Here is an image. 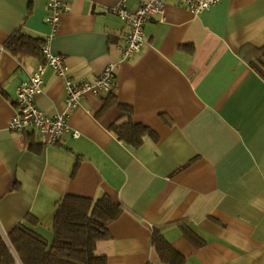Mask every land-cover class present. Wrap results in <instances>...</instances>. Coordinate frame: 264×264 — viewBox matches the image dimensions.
<instances>
[{
	"label": "crops",
	"instance_id": "crops-1",
	"mask_svg": "<svg viewBox=\"0 0 264 264\" xmlns=\"http://www.w3.org/2000/svg\"><path fill=\"white\" fill-rule=\"evenodd\" d=\"M47 2L0 0L1 232L33 215L51 241L61 197L108 195L124 211L97 245L107 264H163L154 227L185 264H264V76L252 66L264 48V0H220L198 16L166 0L128 59L122 52L130 27L111 11L119 0H65L56 32L45 21ZM139 4L127 0L131 10ZM19 30L48 39L73 79L95 80L117 63L118 102L102 110L109 94L86 93L70 131L53 145L38 130H12L19 85L41 61L7 49ZM65 100L64 79L48 67L38 107L56 116ZM120 104L155 132L138 148L109 128L125 114Z\"/></svg>",
	"mask_w": 264,
	"mask_h": 264
},
{
	"label": "trees",
	"instance_id": "trees-1",
	"mask_svg": "<svg viewBox=\"0 0 264 264\" xmlns=\"http://www.w3.org/2000/svg\"><path fill=\"white\" fill-rule=\"evenodd\" d=\"M44 42L43 38L19 30L7 40L6 47L21 59L35 57L44 60L41 50ZM252 66L264 76V48L252 61ZM116 98L112 90L102 110L118 102ZM120 106L125 114L109 128L119 140L138 148L143 145L146 135H155V132L132 120L131 107ZM78 165L76 161L73 175ZM123 211V205L108 195L93 199L67 194L56 202L52 241L35 229L40 220L33 215L29 224H17L6 236L0 230V264H107V255L99 254L97 245L100 240L110 237L109 225ZM183 230L190 240L196 242L199 238L189 226H184ZM152 243L163 264H185V257L172 246L159 227L153 228Z\"/></svg>",
	"mask_w": 264,
	"mask_h": 264
},
{
	"label": "built area",
	"instance_id": "built-area-1",
	"mask_svg": "<svg viewBox=\"0 0 264 264\" xmlns=\"http://www.w3.org/2000/svg\"><path fill=\"white\" fill-rule=\"evenodd\" d=\"M178 2L188 8L193 15L198 16L220 0H178ZM165 6L166 0H140L138 8L131 10L127 6V0H119L112 7L111 11L130 27L129 32L124 36L126 45L122 52L123 59H128L141 50L145 44V24L155 15H163ZM66 8L65 0H48V14L45 21L51 25L53 32L57 31L60 16ZM41 50L44 60H41L33 73L19 85L17 110L10 120L9 127L12 130L30 128L38 130L42 142L45 145H53L59 142L65 132L70 131L71 113L80 105L86 93L107 95L113 90L117 63L110 62L95 80H78L67 75L69 68L64 56L51 52L48 39L41 45ZM48 67L54 69L65 81L66 109L56 116H49L36 103V97L43 91L44 74ZM73 135L79 137L80 132L74 130Z\"/></svg>",
	"mask_w": 264,
	"mask_h": 264
},
{
	"label": "rangeland",
	"instance_id": "rangeland-1",
	"mask_svg": "<svg viewBox=\"0 0 264 264\" xmlns=\"http://www.w3.org/2000/svg\"><path fill=\"white\" fill-rule=\"evenodd\" d=\"M46 237V236H45ZM52 239V238H51ZM52 241V240H51Z\"/></svg>",
	"mask_w": 264,
	"mask_h": 264
},
{
	"label": "water",
	"instance_id": "water-1",
	"mask_svg": "<svg viewBox=\"0 0 264 264\" xmlns=\"http://www.w3.org/2000/svg\"><path fill=\"white\" fill-rule=\"evenodd\" d=\"M20 263V262H19Z\"/></svg>",
	"mask_w": 264,
	"mask_h": 264
}]
</instances>
